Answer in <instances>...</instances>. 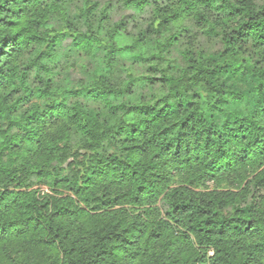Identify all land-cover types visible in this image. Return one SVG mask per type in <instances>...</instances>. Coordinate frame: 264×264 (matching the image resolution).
<instances>
[{
	"label": "trees",
	"instance_id": "obj_1",
	"mask_svg": "<svg viewBox=\"0 0 264 264\" xmlns=\"http://www.w3.org/2000/svg\"><path fill=\"white\" fill-rule=\"evenodd\" d=\"M0 264H264V1L0 0Z\"/></svg>",
	"mask_w": 264,
	"mask_h": 264
},
{
	"label": "rangeland",
	"instance_id": "obj_2",
	"mask_svg": "<svg viewBox=\"0 0 264 264\" xmlns=\"http://www.w3.org/2000/svg\"><path fill=\"white\" fill-rule=\"evenodd\" d=\"M261 1L263 2L264 0ZM131 14H133V11L124 10L119 15L114 17V21H118L120 19H126ZM191 26L192 25H190V29L192 33H198L196 28ZM70 44H71V39H65L61 44L60 52L65 54ZM220 49L221 46L215 39L205 38V36L200 31V51L205 52L208 55L218 56L220 54ZM84 64H85L84 60H79L77 62V67L70 70H65L63 72L55 71L54 73H52L51 76L53 77V79H56L57 82L61 83L62 85H67L68 84L67 81H71L75 83L76 81L83 79V74L81 70ZM231 80L232 79L229 80L230 83L232 82Z\"/></svg>",
	"mask_w": 264,
	"mask_h": 264
}]
</instances>
